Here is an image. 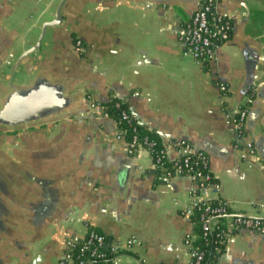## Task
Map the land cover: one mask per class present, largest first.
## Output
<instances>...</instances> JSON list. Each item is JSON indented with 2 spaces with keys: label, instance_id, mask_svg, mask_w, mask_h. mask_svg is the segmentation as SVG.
<instances>
[{
  "label": "crops",
  "instance_id": "0c3cea01",
  "mask_svg": "<svg viewBox=\"0 0 264 264\" xmlns=\"http://www.w3.org/2000/svg\"><path fill=\"white\" fill-rule=\"evenodd\" d=\"M60 1L0 0V100L36 76L70 98L56 120L0 130V264H76L64 243L89 227L109 243L139 239L117 264H190L194 222L181 211L191 179L156 181L150 155L130 153L86 96L121 100L168 161L178 157V140L204 151L219 184L210 198L225 200L231 214L261 216L264 91L248 109L259 111L246 125L255 154L234 147L227 115L248 99L251 74L264 84V0H215L231 32L206 65L178 38L200 0H64L62 22L46 26L35 55H24ZM228 231L213 264H264V235Z\"/></svg>",
  "mask_w": 264,
  "mask_h": 264
},
{
  "label": "built area",
  "instance_id": "2783aa9c",
  "mask_svg": "<svg viewBox=\"0 0 264 264\" xmlns=\"http://www.w3.org/2000/svg\"><path fill=\"white\" fill-rule=\"evenodd\" d=\"M215 7V0H200L191 19L184 23L178 31L179 40L188 48L193 59L200 63L212 59L217 45L225 42L230 36V20L218 14ZM81 44V40H76L77 47H81ZM86 99L93 113L100 117L110 118L116 123L115 139H125L129 132L126 149L130 153L138 155L145 151L150 155L152 168L155 170L158 181L178 175H186L191 179V202L181 212L187 218H191L195 211H199L204 247L211 245L210 234L214 228L218 227L221 217L228 219L229 224L225 223L216 234L219 243L226 242L229 227H243L264 235V203L261 205L262 215L250 217L243 214H231L225 200L210 198L212 193L218 191L219 184L213 177L208 156L204 151L194 150L188 142L178 140L174 143L178 157L168 161L164 148L159 146L155 139L147 134L139 133V125L129 110L122 108L121 100L111 101L113 107L119 110L118 115L112 118L107 103L97 102L90 96H86ZM247 113L248 109L238 110L234 114L229 113L227 120L233 134L234 147L244 149L245 153L255 154L252 139L246 138ZM66 242L65 259L73 260L76 264H117L118 253L122 252V249L138 245L139 239L136 236H130L123 244L119 241L109 243L102 232L89 227L82 237L68 236ZM186 243L190 249V264H210L209 262L204 263L206 250L194 246L190 236H187Z\"/></svg>",
  "mask_w": 264,
  "mask_h": 264
},
{
  "label": "water",
  "instance_id": "95a60500",
  "mask_svg": "<svg viewBox=\"0 0 264 264\" xmlns=\"http://www.w3.org/2000/svg\"><path fill=\"white\" fill-rule=\"evenodd\" d=\"M63 4L64 0H61L57 6L54 19L42 23L38 40L32 47L27 49L24 55L28 53L35 55L39 49L40 40L46 26H55L62 22L61 8ZM253 81L254 75L251 74L247 80L245 93L253 89L257 99H261L260 93L264 91V84L258 83L255 85ZM69 101L70 98L64 95L62 85L54 84L40 76H36L19 89L11 90L0 100V130L27 126L40 120H56L59 116L68 112ZM256 102L258 104L259 101H254V104ZM258 113L256 107L248 111L246 118L248 128L256 120ZM167 180L169 179L165 181ZM2 243H4V240L0 238V244ZM63 247L66 250L67 242L64 243Z\"/></svg>",
  "mask_w": 264,
  "mask_h": 264
},
{
  "label": "trees",
  "instance_id": "16d2710c",
  "mask_svg": "<svg viewBox=\"0 0 264 264\" xmlns=\"http://www.w3.org/2000/svg\"><path fill=\"white\" fill-rule=\"evenodd\" d=\"M203 64L206 65L207 62L205 61V62H203ZM226 92H227L226 87H224V89L221 90V93L225 94ZM254 95H255L254 91L252 89H250L248 91V94H247L248 99L243 104L240 105L239 110L249 109V107L252 103V100L254 98ZM107 108H108V111H109L112 118H115L118 115L119 110L116 109L115 107H113V102L107 103ZM122 108L127 110V107L125 106L124 103L122 104ZM138 127L140 130L139 133L141 135H143V134L149 135L151 138L156 140V142L159 146H161L159 140L157 139V137L154 134H152L151 132H146L144 129L141 128V126H138ZM128 138H129V132L127 133V136L125 139L128 140ZM155 179L157 181V177ZM199 215H200L199 211H195L193 213V215L191 216V220L194 222V232L196 235V237L194 239H192V243L194 246H198L199 249L202 248V249L206 250L204 263L209 262L210 264H213V263H215L218 255L220 254V252L222 251V248H223V243H219V241H218L219 238L216 234L219 232L220 229H222L224 227L223 220H225V217L220 218V221L217 225L218 227L214 228V230L210 234V238H212L211 245H209L208 247H206V246L204 247V240H203V236H202V223L200 221Z\"/></svg>",
  "mask_w": 264,
  "mask_h": 264
}]
</instances>
